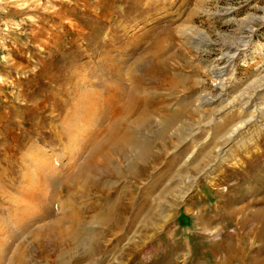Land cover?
Here are the masks:
<instances>
[{
    "label": "rangeland",
    "instance_id": "obj_1",
    "mask_svg": "<svg viewBox=\"0 0 264 264\" xmlns=\"http://www.w3.org/2000/svg\"><path fill=\"white\" fill-rule=\"evenodd\" d=\"M194 38L207 44L194 43ZM228 45L238 48L228 53L229 61H234L216 75L213 68L224 65ZM150 57L164 68L156 69L158 79L149 91H137L154 102L152 127L134 125L128 132L137 140H153L154 156L135 178L128 177L121 166V178L104 177L105 186L110 187L103 196L110 200L122 190L134 208L146 192L154 206L160 201L165 204V217L141 238L135 249L139 252L130 262L122 264L148 260L146 264H154L155 259V264H190L194 251L212 247L223 233L240 227L239 214L236 221L227 223L222 208L259 206L250 200L264 195V109L256 116L253 105L243 106L241 94L252 93L253 83L264 82V0H0V264L10 262L19 242H23L26 259H35L30 264H58L69 256L79 259L77 264H106L101 259L116 257L129 236L137 239L141 229L137 228L143 227L140 220L147 212L135 221V232H119L127 234V239L115 247L116 234L104 231L106 251L97 255V262L86 259L82 245L72 252L63 245V258L57 263L53 257L44 259L37 247L29 252L28 245L34 231L67 212L69 201L79 200L82 209L78 213L87 216L84 233L101 227L88 217L94 211L87 205L104 197L69 196L63 191L52 198L39 165L48 158L51 171L62 175L70 163L81 162L86 155L84 150L76 160L74 152L85 147L89 123L61 138L59 147L48 137L62 130L51 109L54 99L73 102L74 94L90 89L88 78L97 89L113 84L134 90L132 75L140 76L138 66ZM106 67L118 70L125 85L115 76L86 74ZM78 79L82 87L74 85ZM256 90L264 94V88ZM204 98L209 103L201 104ZM257 104L264 106L263 97ZM181 105L184 109L178 108ZM179 109L180 117L159 136L162 113ZM248 118L255 120L244 123L229 140L220 138ZM212 147L216 152L205 157ZM133 159L127 152L123 161H116L123 165ZM199 159L204 162L196 167ZM42 206L49 207V212ZM131 210L124 215L126 224L133 217ZM215 227H221L218 235L212 232ZM247 230L238 232L245 240L250 235ZM250 253L245 250L242 256L248 259ZM161 255L165 260L158 263ZM217 255L212 253L207 260L214 263Z\"/></svg>",
    "mask_w": 264,
    "mask_h": 264
},
{
    "label": "bare ground",
    "instance_id": "obj_2",
    "mask_svg": "<svg viewBox=\"0 0 264 264\" xmlns=\"http://www.w3.org/2000/svg\"><path fill=\"white\" fill-rule=\"evenodd\" d=\"M193 42L207 44V42H204L199 38H194ZM233 47L234 46L232 45L224 47L225 51L223 53V58L226 59L223 61L224 65L221 67L214 66L213 72L216 75H221V72L226 71L227 67L234 61L232 59L229 61L230 59H228L231 57H228V53L234 49H238ZM157 63L158 62L154 58L150 57L146 63H142L138 66L142 78L136 74L132 75L134 90L123 86L125 85L122 84L123 78L118 70L113 69L112 67H106V69L98 68L86 72V74L91 73L98 76L104 74L107 79L115 76L116 81L122 84L124 88L108 84L105 88L102 86L101 89H97L95 87L96 83L88 78L87 82L90 89L83 88L82 93L77 92V94H74L73 102H70L69 99H54L52 108L45 106L47 110H50L51 108L56 112V117L61 126L59 127L62 128L61 132L57 133L58 135L56 133H54L53 136L52 133L48 135L56 147L62 145L63 142L60 140L61 138L70 137L73 133L80 130V127L83 124L89 123V131L84 133L87 138L82 144L85 147H82L83 149L81 148L78 152H74V157L78 160L81 157V152L86 150V155H84L81 162L70 163L68 169L62 175L53 169L51 171L48 158H43L44 161L42 160L39 162V165L44 170L43 173L45 175V180L50 183L52 198L63 191L69 196L95 195L100 197L105 195L104 191L106 187H110L108 184L105 186V182H103L104 177L121 178L122 175H124L123 171H125L128 177L135 178L143 172V166L148 162V158L154 156L152 153L154 141L150 139L137 140L134 135L130 134L128 131L133 129L134 125L142 128L152 127L150 119L151 114L155 113V109L153 108L154 102L148 99L147 94L146 97H142L137 89L141 88L149 91V86L156 82L158 79V76L155 74L156 69L164 68L162 65L158 67ZM86 74L84 73V75ZM145 80H149L148 84H146ZM74 85L82 87L83 81L78 79L74 82ZM252 86V93L247 92L245 94V92H243L241 95L243 98V106L253 105L257 116L261 111L260 109H264V106L261 108H258L257 106V103L262 97L264 99V94L260 95V93L254 92L256 89H258L256 92L261 91V89L264 88V82L257 84L253 83ZM64 93L66 95L69 94L68 90H65ZM207 103H209L207 98H204V100L201 101V104L203 105ZM178 108H183V106L181 105ZM162 114L163 118L160 122L158 131L159 136H163L167 128L171 126L172 122L180 117L181 111L180 109L174 110L173 112L166 111ZM251 118L240 120L238 122L240 124L235 123L231 129L229 128L226 130L225 133L227 134H223L220 138H226L229 140L234 134L238 133L244 123L247 124L248 122L250 123L255 120ZM6 123L11 124L13 122L7 121ZM68 145L72 146L70 143H68ZM220 148L221 147H218L217 151ZM30 151L34 152L33 149ZM214 151L216 152L215 147H212L204 156L210 157ZM127 152H131L134 159L127 161L126 164L124 163L122 165L121 161L123 160H121V158L124 159ZM74 157L72 156L73 159ZM34 158L38 159V156L35 155ZM118 158L121 160L120 162L116 161ZM201 162L204 161L199 159L196 167H198ZM120 166L123 171L119 170ZM121 192L122 190L118 196L111 198L110 200H106V196H103V199L99 198L97 200H92L87 205L88 208L94 211V213L88 215V217L92 222H95L96 225L101 226L97 228L92 227L93 229H89L87 233H84V227H82L83 220L87 216L78 213V211L82 209L79 200L77 202H67V212L62 217L43 224L30 236L31 240L28 244L30 245L29 252H32V250L37 247L38 252L42 254L44 259L53 257V261L56 262L63 258V245L70 247L68 252H72V250H75L82 245L85 249V254L87 255L86 259L88 261L95 260V262H97L99 260V258L97 260L95 259L97 255H103L106 251V241L108 239L104 236V231L116 234V244L113 246L115 247L123 240L127 239V234H120V231L135 232L137 229L141 228L139 230L140 234L136 235L137 239L132 238L133 235L129 236V239L126 241V247L120 246L119 253L116 257L108 260L101 259V262L107 261L106 264H122V261L124 260L129 263L133 258L132 256L135 255L136 252H139L135 249L138 248L137 245L141 238L146 235L149 229L157 226L158 219L165 217V204L160 201L154 206L145 192L143 194L144 196L140 198L138 197L135 204L136 206L133 208L131 198L126 193L122 194ZM164 192L160 195L164 196ZM34 194L35 193L32 192L31 196H35ZM125 199L128 201H125ZM250 202L257 203L259 206H247V209L239 208L237 206L222 208L225 220L228 218L226 221L227 223L230 222L232 224L237 220V215L239 214L237 223L240 227H234L233 232L229 234L223 233L216 241V244L212 247L205 249L200 248V251H202L200 258H203L206 264H264V195L261 198L252 197ZM42 207L47 213L49 212V207ZM103 208L105 210H102ZM131 209H133V211ZM130 210L133 217L126 224L124 215L130 212ZM143 212H147L140 220L143 227L134 229L133 226L135 221L140 218V215H142ZM203 216L204 214L200 213V217ZM211 220L213 219H207L208 222H211ZM64 222H68V226H62ZM246 227L249 228V232L247 230L246 233L250 234L247 240H245L242 235L238 234V232L245 231ZM220 230L221 227H215L212 232H216L218 235ZM146 242L148 241L145 240L144 243ZM254 246L257 248H254ZM14 247L8 264H30L32 260L34 262L35 259L33 258L26 259V255L22 249L24 248L23 242L17 243ZM143 247H145V244L141 246V248ZM158 247H156V249ZM47 248H51L52 253H46ZM151 249L153 248H150L149 253L152 251ZM159 249L163 251L165 249V244L160 246ZM248 249L251 251L250 254L252 255L246 259L242 254L243 251ZM212 253H219L220 255H217V260H215L214 263L207 260ZM126 256H129V258ZM125 257L127 259H125ZM158 259V263L164 262L165 257L161 255ZM78 260L79 259L73 258V256H69L67 260L59 261L58 264H77ZM155 260L157 262V259ZM203 260H199V262L194 264H205L202 262ZM149 261L150 260L144 263H149ZM135 264H137V262ZM164 264H166V261Z\"/></svg>",
    "mask_w": 264,
    "mask_h": 264
},
{
    "label": "crops",
    "instance_id": "obj_3",
    "mask_svg": "<svg viewBox=\"0 0 264 264\" xmlns=\"http://www.w3.org/2000/svg\"><path fill=\"white\" fill-rule=\"evenodd\" d=\"M186 216L188 213H184ZM187 218V217H186ZM180 225H184V224H180ZM186 228H189V227H186ZM205 227H201V229H203ZM206 229V228H205ZM202 255V251L198 250V251H194V253H192V257H193V260L190 261L191 263L190 264H194L196 262H199V260H203V258H200V256ZM203 262V261H202Z\"/></svg>",
    "mask_w": 264,
    "mask_h": 264
}]
</instances>
